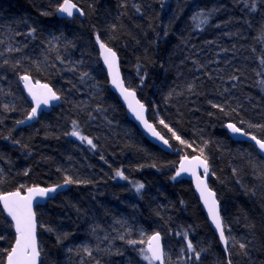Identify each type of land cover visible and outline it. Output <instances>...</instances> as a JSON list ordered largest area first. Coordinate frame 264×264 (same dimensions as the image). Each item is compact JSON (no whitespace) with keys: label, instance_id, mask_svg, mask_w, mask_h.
Here are the masks:
<instances>
[{"label":"trees","instance_id":"1","mask_svg":"<svg viewBox=\"0 0 264 264\" xmlns=\"http://www.w3.org/2000/svg\"><path fill=\"white\" fill-rule=\"evenodd\" d=\"M72 1L83 17L58 18L62 0H0V33L8 25L20 41L19 51L0 47V193L62 184L66 176L87 181L67 184L35 206L40 264H124L128 256L144 264L138 246L153 232L161 233L164 250L173 245L166 264H264V158L226 129L233 122L264 139V0L256 11L245 0ZM97 35L116 52L123 80L148 106L172 152L144 138L108 88ZM26 74L61 96L30 121L20 85ZM74 128L96 147L72 136ZM200 149L220 203L227 254L191 182L176 175L181 155L201 156ZM137 183L144 185L139 192ZM123 222L146 234L127 243ZM0 236L5 262L16 234L1 206Z\"/></svg>","mask_w":264,"mask_h":264},{"label":"snow or ice","instance_id":"2","mask_svg":"<svg viewBox=\"0 0 264 264\" xmlns=\"http://www.w3.org/2000/svg\"><path fill=\"white\" fill-rule=\"evenodd\" d=\"M245 3L248 4L250 11H256L257 10V0H251V3L249 4L248 0H245ZM139 11L140 9L137 7L136 9ZM56 12L61 14H66L68 17L74 16L75 13H79L80 15H84L83 11L79 8H77V5L72 2V0H63V3L58 4L56 8ZM43 15H50L51 13H42ZM199 15H202V13L194 15L193 19H197ZM208 17L204 16V19L202 23H207ZM35 32V29L29 30V35ZM97 43H99V46L104 53V61L105 64L108 65L109 69V75L112 76V83L119 87L121 89V94L125 95V99L128 98L129 95H134V93L128 92L126 88L123 87L122 82L119 81V74L118 71H114L115 64H116V58L117 54L114 52L111 48L107 47L105 43H103L100 40L99 35L96 37ZM7 51H19V49H13L8 48ZM59 58V57H58ZM5 64L8 63L7 60L4 61ZM19 63V61H17ZM260 64L262 66V69H264V59L260 60ZM200 67H203L202 65ZM259 74V73H258ZM82 75H87L86 73ZM21 80L25 81V86L28 87V81L29 77L27 75L21 76ZM143 77H141V82H143ZM231 80H236V76L229 77ZM260 84L264 85V80L259 82ZM44 89H46V94H43L41 96H38L34 91H32L31 88H29V92L32 95V100L34 101V106L32 107L31 111L28 113L27 117H25V120H31L36 117L37 111L41 104L47 105L50 100H57L59 97L57 94L49 88L47 85H42ZM189 90L192 89V85L190 84ZM235 87V85H233ZM227 91V89H225ZM171 95V93H170ZM211 103V102H209ZM138 107H133L132 104H129L130 109L134 112L136 115V118L141 121V123L144 124L145 128L151 132L153 136L159 137L161 140L164 138L160 136V134L155 130V128L149 124L145 119L143 115L144 111V105L139 104L137 102ZM5 109L8 108L7 105H4ZM212 107L219 108L223 110V106L219 104H212ZM25 120H18L16 121V124H24ZM160 124H163L165 128H168L170 132H172V136L178 140L181 144H186L187 142L179 135L176 134L175 131H173L169 126L163 121H159ZM243 123V121L241 122ZM73 124L75 125L76 122L73 121ZM228 129L231 130L234 134H241L243 136H249V133L243 131L241 128L237 127L234 123H229L226 125ZM249 127H262L259 125H249ZM72 136H76L82 141H86L89 145L92 146V148H95L96 145L93 143L91 139H89L86 136L81 135V133L74 128V130L70 133ZM251 140H254L256 144L259 146V148L264 151V140L257 139L256 136H251ZM14 143H19V141H14ZM164 143L167 144L168 141L164 140ZM207 143V142H205ZM191 147V145H188ZM200 154L203 156V149H200ZM103 158V157H102ZM188 163L189 165L195 163V165L200 166L203 168L204 173H209V165L207 162V158L201 159L200 157H192V160L189 161L187 157H183L181 161L180 170L177 172V176L180 175L181 172L189 171L190 169L185 166V163ZM25 175L28 174L27 170L24 173ZM116 175L126 179L124 177L123 172L120 170L116 171ZM175 179V177H173ZM0 182H2V178H0ZM72 183H87V181H79V180H73L71 177L66 176L64 178L63 184H72ZM203 185V187H201ZM63 185L57 184L53 185L48 188H41V187H31L28 188V195L27 196H21L20 191L17 190L15 192H10L5 195H0V202L3 204V210L7 212L8 216L12 218V221L15 222V243L11 246L10 250H5L6 252V264H37V258L40 255V250L38 248L37 240H36V220H35V213L32 211V204H33V198L34 197H48L50 193H56L58 189H60ZM137 192H139L144 185L141 183H137L135 185ZM197 188L201 192V198L204 200L205 206L208 208L209 216L212 219L213 224L216 227L217 232L219 233V237L221 242L227 243L228 237L225 236L224 232V224L222 222V218L219 214V211L216 206L215 199H211L210 197L213 196V194L207 189V185L204 183V181L197 178ZM48 231H52V229H48ZM185 239L187 240V233L184 234ZM4 236H0V240H4ZM123 239V237H121ZM59 242V238H58ZM129 244L136 243L135 241L129 240L127 241ZM241 250H244L246 248V245L241 243L239 245ZM187 250L189 252H194L195 248L191 241L187 243ZM71 251V249H69ZM84 251H89L87 248L84 249ZM183 251V249H182ZM227 251V249H225ZM90 254V253H89ZM140 254L142 258L146 261H148V264H154L155 261H160L161 264H163V252L161 250L160 246V235L159 233H156L153 235L149 242H148V248L147 250L141 249ZM196 259L198 260L200 257V253H195ZM0 264H5V262H0ZM98 264V262H97ZM228 264H231V261L229 260Z\"/></svg>","mask_w":264,"mask_h":264},{"label":"water","instance_id":"3","mask_svg":"<svg viewBox=\"0 0 264 264\" xmlns=\"http://www.w3.org/2000/svg\"><path fill=\"white\" fill-rule=\"evenodd\" d=\"M62 3H63V0H62ZM77 8H79L78 5H77ZM55 14L57 15L58 18H60V17L61 18H72V17H68L66 14H61V13H58L56 11H55ZM74 15H79L80 17H83V15H80L78 12L75 13ZM107 47H109V46H107ZM97 48H98V56H99V59H100V62H101V67H102V69L104 70V72L106 74V81L108 82V88L111 90L112 93H114L117 96L119 102L121 104H123V106L125 108V113H126L128 119L133 124H135V126L138 127V129L141 131V133L144 136V138H147L152 144H154L157 147L163 149L164 151H166L168 153L172 152L173 151V148L171 147L170 143L169 142L167 144L164 143V140H166V138L160 133V131L156 128V126H154V124L149 120V118H148V106L145 103H142L139 100L138 95H137V92H135L134 89L129 88L126 85L125 81L123 80L122 70H120V61H119V58L118 57L116 58V64H115L114 71H118L119 81L122 82L123 87L126 88L128 90V92L134 93V95H129L127 99H125V95H122L121 94V89L112 83V76L109 75L108 65L105 64V61H104V53L102 52V50H101V48L99 46V43L97 44ZM109 48H111V47H109ZM27 76L29 77V81L27 82L28 83V87L25 86L26 82L23 81V80H21L20 85H21L22 91L24 93V96H26L28 102H30L31 109L34 106V101L32 100V95L29 92V88H31L32 91H34L38 96H41L43 94H46V89H44L42 87V85H47L59 97V99H57V100H50L47 105L41 104V106L39 107V109L37 111L36 117H38L41 114V112H43V111H45V112L50 111L53 106H55V105H57V104L60 103L61 96L53 89V87H51L48 83H45L43 81L34 80L32 78V76L29 75V74ZM137 102H139V104H143L144 105V111H143L144 119L155 128V130L160 134V136H162L164 138L163 140H161L159 137L153 136L151 134V132H149L145 128L144 124L141 123V121H139L136 118V115L130 109L129 104H132L133 107H138ZM31 109H30V111H31ZM229 123H233V122H228L227 124H229ZM236 126L239 127L238 125H236ZM226 129H227L228 134H230V136H231V138L233 140H235V141H238V140H240V141H246L248 143L253 144L255 146V148H256L257 153L259 155H261V157L264 158V151H262L259 148V146L256 144V142L254 140H251V138H250L251 136H254V135L249 134V136H243L241 134H234V133H232L231 130L228 129L227 127H226ZM257 139L264 140V139H262V138L260 139L258 137H257ZM183 157H187L189 161L192 160V157H200L201 159H204L202 156H200L198 154H193V156H188L187 154L181 155V157L179 158L180 160H179V162L177 164V167H176V171L177 172L180 170L181 161H182V158ZM185 166L188 167L190 170L189 171L181 172L180 175H178V177L180 179L183 178V179H186V180H188V181L191 182L193 193H195V195H196V197H197V199L199 201V204H201V207H202V210L204 212V215H206V218L208 219V222H209L210 227L212 228V230H213L216 238H218L219 245H220L221 249H223L225 251V249L227 248V243L221 242L220 237H219V233L217 232L216 227L213 224L211 217L209 216L208 208L205 206L204 200L201 198V192L197 188V178H199L200 180L204 181V183L207 185V189L213 194V196L210 197L209 199H210V201H211V199H215L216 206H217V209H218L219 214H220V203L217 201L216 193L209 186V181H208L209 173L205 174L203 168L200 167V166L195 165V163L189 165L186 162L185 163ZM60 185H63V186L60 189H58L57 191H61V190L67 188V185H64L63 183L60 184ZM36 186L41 187V188H48V187H51L53 185H45V186L33 185V186H30V187H27V189H25L24 191H20L21 196H27L28 195V191H27L28 188L36 187ZM201 187H203V185H201ZM15 191H17V190H10V192H15ZM10 192H3V193H0V195H5V194L10 193ZM54 194L55 193H50L48 195V197H43V198L42 197H38V196L37 197H34L33 198V204H32V211L35 213V211H34L35 206H37V205H43L45 203V201L47 199L51 198ZM0 206H1L2 210H3V204H2V202H0ZM5 214H6L7 218H8V220L11 223H13L14 231H15V222L12 221V218L10 216H8L7 212H5ZM35 220H36V213H35ZM156 233H159V232H153V233H151L148 236L147 241L149 242L150 238L153 235H155ZM15 234H16V232H15ZM159 235H160V246H161V250L163 252V257H162L163 264H166L165 263V253L166 252L164 250V245H163V240H162L161 233H159ZM36 240H37V244H38L37 222H36ZM14 243H15V240H14L13 244ZM38 248H39V245H38ZM225 252H227V251H225ZM40 260H41V256L39 255V257L37 258V264H40ZM5 264H6V261H5ZM155 264H161V262L160 261H155Z\"/></svg>","mask_w":264,"mask_h":264},{"label":"rangeland","instance_id":"4","mask_svg":"<svg viewBox=\"0 0 264 264\" xmlns=\"http://www.w3.org/2000/svg\"><path fill=\"white\" fill-rule=\"evenodd\" d=\"M5 28V31L3 33H0V47L3 48V50L5 49V51H7L8 48H13V49H16V47H18V43L20 42L19 40L18 41H15L14 39V31L7 26L4 27ZM57 40V39H55ZM13 41H15L16 43H14ZM3 46V47H2ZM9 53L13 52V51H8ZM0 89L3 90L2 86H0ZM124 229L122 230L123 231V238H126V240H132L131 237L133 234H135L137 236V240H141L144 235L146 234L145 233V230L143 229H138V231H134L132 229L133 225L130 223V222H123V225ZM148 248V241L146 242V244L143 246V245H139L138 246V253H139V256H141L140 254V250L141 249H144V250H147ZM172 250H173V245H169V246H166V249H165V259H168V258H171L172 257ZM141 260L144 262V264H148V261L144 260L141 256ZM131 259L130 257L128 256L126 259H125V263L124 264H133L132 262H130ZM136 264V263H135ZM155 264V262H154Z\"/></svg>","mask_w":264,"mask_h":264},{"label":"bare ground","instance_id":"5","mask_svg":"<svg viewBox=\"0 0 264 264\" xmlns=\"http://www.w3.org/2000/svg\"><path fill=\"white\" fill-rule=\"evenodd\" d=\"M230 135V134H229ZM231 137V136H230ZM232 139V138H231ZM224 251V250H223ZM227 254V252H225Z\"/></svg>","mask_w":264,"mask_h":264}]
</instances>
